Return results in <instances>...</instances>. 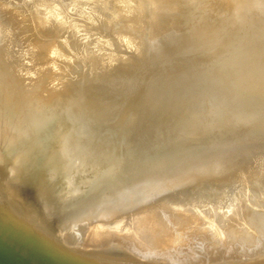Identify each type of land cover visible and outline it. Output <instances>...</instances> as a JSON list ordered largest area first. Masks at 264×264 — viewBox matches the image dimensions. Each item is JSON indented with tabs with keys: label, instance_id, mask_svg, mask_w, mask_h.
Here are the masks:
<instances>
[{
	"label": "bare ground",
	"instance_id": "bare-ground-1",
	"mask_svg": "<svg viewBox=\"0 0 264 264\" xmlns=\"http://www.w3.org/2000/svg\"><path fill=\"white\" fill-rule=\"evenodd\" d=\"M114 1H121L124 3L115 4L113 3ZM151 1L152 0H104L106 6L99 11L97 8L100 6L97 0H90L87 2L81 0H0V224H2V226L8 225L7 228H9V225H13L16 229L17 237L18 235L20 237H34L37 242L32 248H22L21 250L17 247L19 241L15 243L16 246L12 243L16 239L15 236L5 232L6 234L3 235L11 236H7L5 241L7 243H4V240L1 241L2 238H0V264H185L179 256L171 252H166L167 247H164L165 249L163 250L162 246L169 245V243L174 240L171 230L177 229L175 227V229H173L172 227L170 231H167L165 227L167 223L165 224L166 221H164V219L166 220V218H168V222L173 223V225L179 224L182 226L190 224V221L195 219L198 220V215L195 216L197 214H195L197 209L194 208V204L198 205V202L196 204L192 201L194 204H189L190 206L188 207L183 205L184 207L178 208L177 204H175L176 207H174L175 205L173 206L172 203L171 205L174 208H172L170 204L161 208L160 206L162 205H160L159 208L163 209L161 211L159 209L158 215H155V213L153 214L154 210L150 207L151 211L147 210V212L143 214H137L139 215L137 217L134 216L136 218L135 221L133 220L135 219L134 217H130L133 218V222L127 217L129 225L131 222L136 224H132L135 227L139 224V228L137 227L138 231L136 230L137 235H140H138L139 237L134 235L136 234V231H134L135 233L133 232L135 229L131 231L130 228H127L130 233L133 232L132 236L134 237L132 241L135 239L137 242H139V240L140 242L143 240L148 243L152 241L155 242H153V244L151 243L152 248L147 246L148 243L146 244V246L149 247L148 250L145 249L146 246H144V248L141 246L145 245L143 242L142 244L140 243L139 245L142 249L140 247L138 251L143 253L141 255L134 254L126 256L124 253V249H126L125 244H122L125 247L124 249L119 246H117L116 249V244L115 248L114 245H112L113 247L111 248L108 247L113 250H101L99 244L98 246L100 248L98 247V249L100 250L93 248L96 251H85L83 248L74 245L77 241L75 239H78L76 236L84 232L79 231L82 226L80 222L82 221H80V219L78 220L81 226L79 228H74V230L68 228L69 224L64 225V222L66 223L69 219L73 220L77 215L78 217L85 216L90 210L93 211V209H97L101 204H105L104 206L110 204V202H113L111 200L116 197V193L120 192L121 189L123 191L124 187L127 189V186L129 187L130 184H135L134 187L130 186V194L128 193L132 201L133 198L135 199V197L140 196V194L148 195L149 193L157 192V190L161 191L163 188V190H165V183L173 179L176 172H171L170 169H168L167 162L164 160L172 159L173 156L176 155L174 154L177 153L175 152L176 150L172 153V149H184L185 143L191 142L188 138L193 133H191L189 127L195 128L199 126V124H197V115L193 103L199 102L200 98L208 92V88L206 87L204 78L201 77L198 72L194 71L193 67L209 64L213 60H211V57L208 55L204 56L205 59L201 57L193 58V55H184V53L189 51L185 48H187L189 44H194L196 40H199L197 37L199 32L194 34L188 27H184L182 24L180 25L177 19L174 20L170 18V16H167L169 13L175 11L179 12V5L161 8L158 7L159 5L156 6L157 3L155 1ZM205 2V8L210 16H216L214 20L211 21V25H209L211 35L215 40H218L216 42V51L214 54L215 56L223 54L222 56H218L217 62L214 60L217 63V68L225 64L236 62H244L245 64H247L246 62L250 63V55H252L255 63L251 64L249 70H252V72H250L248 76L252 77L254 68H256L263 73L261 81L264 83V0H218V2L205 0ZM158 3L160 6L163 5L160 2ZM147 6H151V10H153L152 13H144ZM161 14L166 16V20H163L164 18L161 20ZM158 18L160 19L158 20ZM115 29L118 31L120 30V34L113 39L111 38L113 42L124 41L126 47L130 44L141 43L136 53L137 57H131V59H129L125 56L127 55L126 53H122L121 48H109L111 43L106 37ZM56 32L64 34H62V36H60L61 34H49ZM59 36L62 38L63 42L56 41ZM101 39L104 45L101 44L102 46H96V49L91 52L86 48L88 42L90 44H95ZM180 53L182 54L180 57H184L182 63L179 62L178 64L180 65L174 70L164 71L169 66L177 65V61L172 60H175ZM256 56L258 58H256ZM247 70V67H243L241 70L233 73L240 75L243 71ZM162 71L165 73H161ZM158 73L161 74L162 85L160 86V91H162L153 93V89H155L156 86L152 85V81L149 78L153 74L157 75ZM29 74H31V76H29ZM210 80H215V82H213V85L216 86L215 88L221 85L217 75L211 77ZM137 88L143 89L144 94L141 96L139 107L136 106V108L134 106L137 111H135V118L133 117L134 122L131 125L127 124L128 126L119 125L118 123H116V125L112 124L111 126V123L114 122L113 120L115 119L110 118L122 112L123 108L130 102L131 96L136 93ZM260 97L261 94L259 92L252 91L248 94L247 98L252 99L254 105L259 108L257 118L260 123H264V96L261 102L258 103ZM171 98L172 102L169 103V106L165 108L164 111H159V102L163 105L164 102H169ZM118 99H123L122 105L119 106L120 108L117 107V103L111 104V101ZM110 105H113V107L117 109L115 110L114 108L113 110ZM230 127H232V125L228 128ZM229 134L231 139L257 137L256 142L258 141L261 143L259 139H264V125L259 130L251 129L248 131H244L241 127L233 126V128L229 129ZM215 141L216 139L210 133L200 134V142L205 145V148H203L204 151H207L206 146H208V143H213ZM254 141L251 142L253 143ZM241 142L243 143V141ZM235 143H237L236 140ZM225 145L221 146V144H215L217 149L213 150L211 155H203L204 151H202L203 154L201 155L200 153L197 157H200V155L201 157L206 156L205 159H202L205 161L214 157V159H216L219 156H221L219 157L221 159L223 155L229 151L230 146ZM258 148L256 150H258ZM208 151L210 152L211 149ZM170 153H172V155ZM180 153H182V151ZM230 153L232 156L233 153ZM230 153H228V155ZM240 155L241 154H239V156ZM244 155H247V153ZM259 156L260 155H258V157ZM228 157L229 156L226 158ZM258 157H256V160ZM262 157L263 155L261 158ZM150 159H153V161L155 159V165L158 163V167H160L162 164L161 162H163V167L166 169L164 171H154L153 169L152 171L154 172L152 173H150V170H144L143 164L146 160H149V165L152 164L151 166H155ZM190 159L191 160L188 161H192V158ZM180 160H185L184 156H175L174 163L172 162L173 164L170 165V168ZM193 160L196 159L194 158ZM223 160L224 159L221 161ZM169 161L171 160H168V162ZM232 161L233 160H231L230 164H232ZM225 162L229 163L228 161ZM179 164L182 166H180L182 170L178 169L179 166H175L177 167L175 171L178 169L180 171H178L179 173L182 171L186 173L185 167L183 166L184 164ZM203 164L206 165V163ZM195 165L197 164L195 163ZM218 165L220 166V164ZM201 167L199 168L200 171L205 168V166H203V168ZM206 167L209 168V165ZM167 169L169 171H166ZM195 169L196 168L193 170ZM220 171H222V169ZM201 172L198 177H202L201 174L203 172ZM212 172L213 169L211 170V173ZM223 172L225 171L223 170ZM183 173L180 174L183 177L182 179L188 180V173L185 174L186 178L184 177L185 175H182ZM148 174H153V176H147V178H145ZM144 175L145 177L143 178ZM195 175H198V173L196 172ZM193 177L196 176H192V179ZM215 177L216 176H214V178ZM174 179L173 181L171 180L173 183L176 181ZM192 179H190V183L193 182L191 181ZM254 179L255 178L252 179V182ZM222 180H224V178H222ZM182 182L183 180H181L180 184ZM204 182L206 181L204 180ZM216 182L214 184L218 185L220 181L218 180V183ZM256 182H254V185L256 186V184H258L256 187L259 188V183ZM185 183L187 185L189 180ZM194 183L193 185H195ZM211 183L208 184L211 185ZM214 184L213 187H216ZM234 184L235 183L232 185L235 188L236 185ZM199 185L197 186L196 184L193 188L197 186L196 189H198V187L201 186ZM205 185L206 183L204 186ZM209 185L205 186L206 189H203V185L201 186V189L204 191L198 190L201 192V196L202 192L206 191L207 196L204 193L205 196L211 197V195L208 194L210 191L207 193V187L210 189ZM162 186L164 187L162 188ZM170 186L172 185L170 184L169 187ZM173 186L183 188V186L181 187L177 184H173ZM169 187L167 186V188ZM190 187L192 186L189 185V188ZM178 188L171 192L173 193L177 190L178 193H181L178 191ZM186 188L187 187H185V190L188 191ZM221 189H219V191ZM170 190L171 187L169 191ZM179 190L182 191V189ZM192 190H189V192ZM211 190L215 194L213 188ZM247 190L249 191L248 186ZM162 191L160 194L164 192ZM193 191V196H190L189 199L191 197V199H193V197L197 195H194L197 190L195 192ZM220 192L218 194H220ZM121 193L122 192H120V194ZM153 193L152 196L154 195L157 197V195H155L156 193ZM164 193L162 194V198L164 197L163 202L167 199H165ZM178 193L177 196L179 195ZM183 193L181 195H184ZM239 193L241 194V192ZM165 194L167 195L168 193ZM214 194L213 196L216 195ZM181 195L178 196L180 201L182 200L180 198ZM185 195L187 194L185 193ZM185 195L184 197H186ZM229 195L231 196L232 193ZM253 196L250 195L251 201L255 198ZM173 197L174 199L177 198L176 195H173ZM177 200L178 198L176 202ZM240 200L239 197V201ZM145 201L143 200V202ZM184 201L181 202L183 203ZM189 202L190 201H188V203ZM212 202L214 201H211V204ZM236 202H238V200ZM133 203L135 202L133 201ZM139 203L137 205L141 206V203ZM166 203L168 204V202ZM186 203L187 200L184 204ZM257 203L259 204V202ZM202 204L204 205L205 203L202 202ZM207 206H209V204ZM54 207H60V213L58 209L55 210ZM116 207L119 206L116 205L114 208ZM212 207L214 208V206ZM202 208L200 209L201 211ZM204 208L207 209L206 206ZM260 208L263 209L261 210ZM260 208L259 210L254 207L242 208L237 214L233 211V213L226 216L222 214L224 218L220 216L218 220L222 225L224 224V226L227 227H225L227 231L224 230L227 234L236 236V239H239L237 237L243 238L244 240L240 239L239 241H245L247 245L253 246L258 243L256 242L257 236L255 235H264V207ZM63 209L66 211L65 214L62 213ZM173 209L177 210L174 211ZM103 210L106 212L108 209ZM209 210L204 212L208 213ZM214 210L216 209L214 208ZM53 211H58L59 214ZM121 211L122 210L119 212ZM162 211L165 218L159 216ZM217 211V213H219V209H217ZM112 212L114 213L115 211ZM95 213H97L96 210ZM131 213L133 214L134 212ZM211 213L213 215L215 212ZM99 214H97V216ZM124 214L123 216L126 219ZM239 214L241 216H239ZM119 215L122 216L121 213ZM126 215H128V213ZM212 215L210 216L211 218L215 216ZM89 216L90 219L95 217L93 216L91 218V214ZM103 216L100 218L101 222L103 221L102 218L107 216V212L106 216ZM234 216H239L241 218L236 219ZM210 217L209 219H211ZM116 218L115 216L114 218L111 217V220L115 219L116 221L112 220L113 222L108 221L107 223H111L110 225H113L114 222L118 223L119 218ZM88 219L86 220L87 222L84 220L86 227L90 222H94L92 220L90 221V219L88 221ZM212 220L208 222L212 223ZM96 221L97 219L95 218V222ZM119 221L121 220L119 219ZM197 222H199V220ZM214 222L216 223V219ZM61 223L64 227L66 226L63 228L61 225L64 231L63 229L60 230L58 227ZM97 223L98 224L93 223L92 230L89 229V227L92 226H88L87 229L91 231L89 234L87 231V239L85 238L86 241H84L86 242V245L84 244L85 247L91 243V240L97 241L98 238L99 240L100 238H106L100 237L103 234L101 233V226L105 223L102 222V225L99 222ZM154 223L155 228H153ZM192 223L193 222H191V224ZM220 223H216L215 226L217 227ZM72 224L75 226V224L71 222V228L73 226ZM108 224L103 227H106ZM119 224L120 226H118L117 229L115 227V231L122 229L121 225L124 224L125 226V223ZM2 226L0 225V227ZM218 227L220 226L218 225ZM67 228L71 230V235L73 234L74 236V234H77L74 236L75 238L73 237V239H71L68 238L69 234L65 235ZM82 228L85 229L84 225ZM107 228H109L110 232L111 228L109 226ZM204 228L203 229L206 230V227ZM222 229L224 228L222 227ZM8 230L11 231V229ZM70 230H67L68 233ZM126 230L124 234L129 233V231L127 232ZM78 232H80L79 235ZM109 232L107 231L106 233L105 231L107 235H109ZM118 233H120V230L116 234L114 233V235L117 237V235L119 236ZM130 233L128 234L129 236H131ZM142 233L147 236V233H149V237L144 236L145 238H143L142 236V241L141 239L138 240ZM211 233L210 235L212 236L214 233ZM220 233L219 231V235ZM41 235H44L46 237L45 239L51 236L52 239L50 237L48 240L51 239L52 241L48 245L45 242H41L38 239L43 237H41ZM88 235L90 236L87 237ZM219 237L220 236H218V240L221 238ZM28 238L27 240L29 243L30 239ZM88 238H90V240ZM148 238H153V240L151 239L150 241ZM67 239H71L72 242H69ZM119 239L120 237L118 240ZM121 239L123 240L124 238L121 237ZM221 239L225 241V238ZM73 240H75V242ZM115 240L117 241V238ZM145 241L144 243H146ZM219 241H217L218 244L221 243V241ZM174 242L176 241L174 240ZM21 243L20 245H22ZM212 243L210 246L213 247L214 244L212 245ZM105 244V248H107V244L110 245L109 242H105ZM90 245L91 244H89L88 248ZM229 245L231 244H228V247ZM14 246L20 251L15 248L12 249ZM101 246L103 245L101 244ZM225 246L227 247V245ZM118 247L123 249L122 251L124 252L121 253V249ZM168 247L172 246L169 245ZM218 247L219 245L215 250H219L217 249ZM128 248L129 247H127V249ZM118 249L119 251H117ZM174 249L176 250V247ZM160 250L165 252L161 253L162 251ZM222 251H224V249H222ZM262 255L263 254H261L260 257H262ZM137 257L139 260L136 259ZM202 260H204V258H202ZM251 260H254V257ZM251 260H249L253 262L251 264H264V255L263 258H261V260L258 259L259 261L257 262ZM236 261L238 262L237 259L235 263ZM240 261L241 259L239 262Z\"/></svg>",
	"mask_w": 264,
	"mask_h": 264
},
{
	"label": "rangeland",
	"instance_id": "rangeland-1",
	"mask_svg": "<svg viewBox=\"0 0 264 264\" xmlns=\"http://www.w3.org/2000/svg\"><path fill=\"white\" fill-rule=\"evenodd\" d=\"M81 1H90V0H81ZM152 1H155L157 4H156V6H158V7H161V8H164L165 6H172V5H179L180 6V10H179V12H177V11H175V12H172V13H169L167 16H170V18H172V19H174V20H176L177 19V21L179 22V24L181 25H184V27H188L190 30H191V32H193L194 34L196 33L197 34V32H199V34H197V37H198V39L199 40H196V42L194 43V44H189L188 45V47L187 48H185V49H187V50H189L188 52H186V53H184V55H186V56H190V55H193V58L194 57H201V58H203V59H205L204 58V56H210L211 57V60H213V61H211V63H209V64H206V65H199V66H194L193 67V70L194 71H196V72H198L200 75H201V77H203L204 78V82H206V87L208 88V92L205 94V95H203V97L202 98H200V101L199 102H194L193 103V106H194V109H195V112H196V115H197V124H199V126L198 127H195V128H193V127H189L190 128V131H191V133H193L188 139L189 140H191V142L190 143H188V142H186L185 143V147H184V149L183 148H181V149H172L173 150V152L172 153H174V151L175 152H177V153H174V154H176L175 156L176 157H183L184 156V158H185V160H180V161H177L174 165H172L171 166V168H170V165L171 164H173L174 162V160H175V156H173V160L172 159H167V160H164V161H166L167 162V166H168V169H170V171L171 172H173V173H175V176L173 177V179L174 180H176L174 183L172 182L173 181V179H170V180H168L166 183H165V190H163L164 188V186H162V190L165 192V193H168L167 195L164 193V195H165V199L167 200H165L164 202H163V198H162V194H160L161 193V191L160 190H157V192H155V193H153V194H155V195H157V197H155L154 195L152 196V193H149L148 195L146 194V195H141L140 194V196H138V197H135V199L133 198V201L135 202V203H133V201H132V199H130V197H129V194H130V188L133 186H135V184L134 185H131L130 184V186L128 187L127 186V189H126V187H124L123 188V191H122V189H121V191L120 192H122L121 194H120V192H117L116 194V199H117V202H116V199L114 198V199H112L111 201H113V202H110V204H107L106 206H104L105 204H101V205H99L98 206V208L97 209H93V211L92 210H90L86 215H88V216H79L78 217V215L77 216H75V218L72 220V219H69L68 221L70 222H64V225H67V224H69L68 225V228H70V229H73L74 230V228H79L80 226H81V224H82V226L80 227V229L83 227V225H84V228L85 229H79V231H84V232H82V234L80 233V232H78V235H79V233H80V238H79V236H76L77 234H74V236H76V238L78 237V239H75V240H79L78 242L76 241L75 242V240H73L74 242V245L76 246V247H79V248H83L85 251H96V250H94V249H97V250H100V249H98V247L100 246L101 247V250H109L111 247H113L112 245H114V248H115V245H116V249H117V246H119V247H123V249L125 248L123 245L125 244V246H126V249H127V247H129L127 250L126 249H124L125 250V252L124 251H122L123 249H121V248H119V249H121V253H125V255L126 256H131V255H134V254H138V255H141V254H143V253H141V252H139L138 250L140 249V247L142 246L143 248H144V246H146V244L148 243V242H146L145 240H143L142 241V239L143 238H145L144 236H147V235H143V233H142V235H141V237L140 238H138L139 236L137 235V231H138V228H139V224H137V226L135 227V226H133L132 224H134V223H132L133 222V220L135 221L136 220V218L134 217V216H139L140 214H143L144 212H147V210L148 211H151V209H150V207L152 208V210H154L153 211V214L155 213V215L157 214L158 215V213H159V209L161 208V207H165L166 205H171V203H172V205L174 206L175 204H177V208L178 207H188V206H190L191 204H194L193 202H195L196 204H197V202L199 203L198 205H195L194 204V208H196L197 209V212H195V216H197L198 215V217H197V219L199 220V222H197L198 220H193V221H190V224H186V225H182V226H180L179 224H174L173 225V223H171V222H168V218H166V220L164 219V221H166L165 222V227H166V230L168 231H170L171 229H172V227H173V229H175V228H177V229H175V230H171V234H172V236H173V239L176 241V242H174V240H173V242H171V243H169V245H171L172 247H168L169 245H166V246H162L163 247V250L165 249L164 247H167V250H166V252H171L172 254H174V255H177V256H179L183 261H184V263L185 264H226V262H227V264H237L238 262H239V260L241 259V261L239 262V263H241L243 260V262L242 263H244V264H251V263H253V262H250L249 260H251V259H253V257H254V260H251V261H254V262H257V261H259V260H261V258H263V255H264V235H262V236H260V235H255V236H257L255 239H256V242H258V243H256L255 245H253V246H249V245H247V243H245V241H243L242 242V240H244L243 238H240V237H237V238H239V239H236V236H233V235H230V234H227V227L226 226H224V224L222 225V223H220L219 222V218H220V216L221 217H223L224 218V216H226V215H229V214H231V213H233V212H236V214H237V212H239L242 208H246V207H248V208H256V209H258L259 210V208L260 207H264V143H263V138H258L259 139V141L261 142V143H259L258 141L256 142V139H257V137L256 138H252V137H246V138H244V137H242V138H240V139H235V138H233V139H231V136H230V134H229V129L230 128H233V126H236V127H241L244 131H248V130H251V129H255V130H259V129H261L262 127H263V125H264V123H260L259 121H258V118H257V113H258V110H259V108L256 106V105H254V101L252 100V99H249V98H247L248 97V94L250 93V92H252V91H254V92H259L260 94H261V97H260V99H259V101H258V103H260L261 102V100H262V98H263V96H264V83L261 81V78L263 77V73L261 72V71H259L258 69H256V68H254V72H253V75H252V77L251 76H248L249 75V73L250 72H252V70H249L250 69V67H251V64H253V63H255V60H254V58H252V55H250L251 56V59H250V63L249 62H246L247 64H245L244 62L243 63H231V64H225L224 66H222V67H220V68H217V60H218V56H222L223 54H221V55H217V56H215V51H216V42L218 41L217 39L215 40L214 38H213V36L211 35V32H210V26L209 25H211V21L212 20H214V18L216 17L215 15L213 16V15H211L210 16V14H209V12L206 10V8H205V0H152ZM151 1V2H152ZM213 1H215V2H218V0H213ZM158 2H160L161 4H163V5H161L160 6V4L158 3ZM97 3H98V5L100 6V7H98L97 9L100 11V9L101 8H104L105 6H106V3L104 2V0H97ZM113 3H115V4H122V3H124V2H121V1H114ZM126 3V2H125ZM153 12V10H151V6H147L146 7V9H145V11H144V13H146V14H150V13H152ZM162 16V17H161ZM160 17H161V20L163 19V20H166V16L165 15H163V14H161L160 15ZM160 18H158V20H159ZM190 25V26H189ZM116 30V29H115ZM113 30L111 33H109V35L106 37V39L107 40H109V42L111 43L110 44V46H109V48H112V47H114V48H121V51H122V53H126L127 55H125L127 58H129V59H131V57H137V55H136V53H137V51L139 50V48H140V46H141V43L140 44H130L129 46H125L124 45V41H118V42H113V40H111V38L113 39L114 37H117L119 34H120V30L118 31V30ZM31 32V31H30ZM190 32V31H189ZM192 33V34H193ZM28 34V33H27ZM49 34H61L60 36H62V34H64V33H58V32H56V33H49ZM58 37L57 38V40L56 41H60V42H63V40H62V38L61 37ZM103 39V38H102ZM102 39L101 40H99L98 41V43H95V44H90L89 42H88V44H87V46H86V48L91 52L92 50H94V49H96V46H102L101 44H103V42H102ZM104 45V44H103ZM125 46V47H124ZM90 54V53H89ZM180 55H182L181 53L180 54H178L177 55V58L175 59V60H172V61H177V65L176 66H169L166 70H164V71H169V70H174L175 68H177L180 64H178L179 62L180 63H182V60L184 59V57H180ZM124 56V57H125ZM256 58H258L257 56H256ZM216 62H215V61ZM95 63V62H94ZM32 65V64H31ZM243 67H247L248 68V70L247 71H243L240 75H238V74H235V73H233V72H235V71H239V70H241ZM164 71H162L161 73H165ZM78 73V72H77ZM76 73V74H77ZM215 75H217L218 76V78L220 79V83H221V85L220 86H218L217 88H215L216 86H214L213 85V82H215V80H210V78L211 77H213V76H215ZM28 76V75H27ZM29 76H31V74H29ZM76 77V76H75ZM77 78V77H76ZM75 78V79H76ZM80 78V77H79ZM78 78V79H79ZM166 78H168V77H166ZM151 81H152V85H154V86H156V88L155 89H153V93H158V92H161L160 91V89H161V85H162V80H161V74L160 73H158L157 75H155V74H153L152 76H150V78H149ZM148 79V80H149ZM153 79V80H152ZM231 79H233V80H231ZM257 79V80H256ZM28 82H30V81H28ZM144 93H143V89H138L137 88V90H136V93L135 94H133L132 96H131V100H130V102H128V104L126 105V107L125 108H123V110H122V112L121 113H119L118 115H115V116H112L110 119H115V120H113L114 122H112V120H111V126H112V124H114V125H116V123H118L119 125H124V126H126L127 124H129V125H131L133 122H134V118H135V109L137 108V107H139V105H140V103H141V96L143 95ZM177 99V98H176ZM175 99V100H176ZM140 100V101H139ZM122 102H123V99H118V100H113V101H111V104H113V103H117L116 105H117V107L118 108H120L119 106H121L122 105ZM159 102V101H158ZM172 102V98L169 100V102L167 101V102H164L163 103V105H162V103L161 102H159V111H164L165 110V108H167L168 106H169V103H171ZM132 103H135V104H132ZM142 103H143V101H142ZM115 105V106H116ZM133 105V106H132ZM112 106V109L114 110V108L115 107H113V105H110V107ZM132 106V107H131ZM136 108H135V107ZM127 108V109H126ZM117 108H115V110H116ZM126 110V111H125ZM138 110V109H137ZM137 112V111H136ZM134 117V118H133ZM2 119H3V117H2ZM253 119H255V120H253ZM157 120H159V119H157ZM253 120V121H252ZM122 121V122H121ZM255 121V122H254ZM122 123V124H121ZM113 125V126H114ZM118 125V126H119ZM230 125H232V127H230V128H228ZM128 126V125H127ZM253 126V127H252ZM115 127H117V126H115ZM112 128H114V127H112ZM204 133H210V134H212L213 135V137L216 139V141L215 142H213V143H208V146H209V148H208V146H206V150L207 151H204L203 150V148H205V145H203V144H201V142H200V134H204ZM236 140V142L237 143H235V140ZM239 140V141H238ZM255 140V141H254ZM241 141H243V143L241 142ZM251 141H254L253 143L251 142ZM239 142V143H238ZM247 142V143H246ZM250 142H251V144H250ZM242 143V144H241ZM256 143H258V144H256ZM215 144L216 145H220L221 144V146H223V145H225V146H230L229 147V151L228 152H226V154H224L223 155V157L220 159L219 157H221V156H219L218 158H216V159H214V158H212V159H209V160H207V161H205V160H202L203 158L205 159V157L206 156H202L201 157V155L203 154L202 153V151H204V154L203 155H207V156H209V154L211 155V152L213 151V150H216L217 149V146H215ZM235 145H237V146H235ZM258 145V146H257ZM239 146H240V148H239ZM244 146V147H243ZM252 147V148H251ZM256 147V148H255ZM259 147V148H258ZM262 147V148H261ZM258 148V150H256ZM261 148V149H260ZM211 149V151L209 152L208 150H210ZM236 149V150H235ZM241 149H243V150H241ZM171 150V149H170ZM184 150V151H183ZM230 150H232V151H230ZM259 150H261V151H259ZM182 151V153H180ZM193 151V152H192ZM259 152V154H258V152ZM171 152V151H170ZM205 152H206V154H205ZM209 152V153H208ZM230 152H232L233 153V155L231 156V153ZM241 154L240 156H239V154ZM172 153H170L171 155H172ZM184 153V154H183ZM187 153V154H186ZM201 153V155H200V157H197V155L199 156V154ZM228 153H230L229 155H228ZM242 153H243V155H242ZM247 153V155H244V154H246ZM179 154H180V156H179ZM186 154V155H185ZM260 155L259 157H258V155ZM194 155V156H193ZM229 156L228 158H226L227 156ZM263 155V157L261 158V156ZM187 156V157H186ZM198 161H196V160H193L194 158ZM197 157V158H196ZM230 157H231V159H230ZM233 157V158H232ZM256 157H258L257 158V160H258V162H257V160H256ZM168 158H171V157H168ZM188 158V159H187ZM190 158H192V161H188V160H191ZM226 158V159H225ZM218 159V160H217ZM219 159H220V162L218 163V161H219ZM222 159H224L223 161H221ZM229 159V160H228ZM168 160H171V161H169L168 162ZM217 162H215V161ZM231 160H233L232 161V164H230L231 163ZM146 161H148V162H146ZM145 162H144V164H143V167H144V170H150L151 172L150 173H152V172H154L155 170L157 171V170H165L166 168L165 167H163V162H161L162 164H161V166L160 167H158V163H157V165H155V163H156V160L154 159V161H153V159L151 160L150 159V161L152 162L153 161V165H155V166H151L152 164H151V162H150V164L151 165H149V160H146ZM187 161V162H186ZM196 161V162H195ZM199 161H200V165L202 166H200L199 165ZM203 161H205V162H203ZM211 161H213V162H211ZM225 161H228L229 163H227V162H225ZM173 162V163H172ZM221 162H222V164H221ZM225 162V163H224ZM170 163V164H169ZM179 163H182V165L185 167L184 169L186 170V173H183L184 171H182L181 173H183L182 175L184 176L185 174H187L188 175V180H189V183H187V185H186V183L185 182H188V180L186 179H182L183 177L180 175L181 173H179L180 171L178 170V169H181L182 170V166L179 164ZM191 163H192V165H191ZM195 163L197 164V165H195ZM203 163H206V165H204ZM259 163V164H258ZM165 164V163H164ZM178 164V165H177ZM189 164V165H188ZM194 164V165H193ZM209 165V168L208 167H206V166H208ZM214 164V165H213ZM218 164H220V166L218 165ZM216 165V166H215ZM225 165H227V166H224ZM229 165V166H228ZM166 166V165H165ZM175 166H179V168L177 169V171H175L176 170V168L177 167H175ZM181 166V167H180ZM192 166H193V168H192ZM195 166V167H194ZM199 166V167H198ZM203 166H205V168L204 169H201V171L204 173H202L201 171H200V167L201 168H203ZM221 166H222V168H221ZM152 167V168H151ZM191 167V168H190ZM162 168V169H161ZM194 168H196L195 170H193ZM207 168V169H206ZM210 168H212L213 169V172L211 173V170L212 169H210ZM222 169V171H220L221 169ZM225 168V169H224ZM227 168V169H226ZM154 169V171H152ZM166 170V171H169V170ZM206 169V170H205ZM231 170V172H230V170ZM244 169H245V172H244ZM207 170H208V172H207ZM223 170L225 171V172H223ZM233 170V171H232ZM235 170V171H234ZM179 171V172H178ZM192 171V172H191ZM203 174H201V176L202 177H198L199 175H200V172ZM204 171H206V172H204ZM239 171V172H238ZM192 174H191V173ZM196 172L198 173V175H195L196 174ZM237 174H236V173ZM206 173V174H205ZM211 173V174H210ZM223 173V174H222ZM229 174V175H227V174ZM232 173V174H231ZM239 173V174H238ZM247 173H250V174H247ZM146 174V173H145ZM179 174V175H178ZM256 174V175H255ZM172 175H174V174H172ZM209 175V176H208ZM211 175V176H210ZM223 175H224V177H223ZM147 176L148 177H151V176H153V174H148V175H146V177H145V175L143 176V178L145 177V178H147ZM192 176H196V177H193V179L195 180H193L192 179ZM204 176V177H203ZM208 176V177H207ZM214 176H216L215 178H214ZM219 176V177H218ZM226 176V177H225ZM238 176H240V177H238ZM258 178H257V177ZM260 176H262V177H260ZM180 177H181V179H180ZM185 178H186V175L184 176ZM244 177V178H243ZM206 178V179H205ZM208 178H210V179H208ZM221 180H220V179ZM222 178H224V180H222ZM253 178H255L254 180H258L257 182L256 181H254L253 180V182H252V179ZM190 179H192L191 181H193V182H191L190 183ZM202 180V181H198V180ZM172 180V181H171ZM181 180H183V185H182V183L180 184V182H181ZM204 180L206 181V182H204ZM211 180H213V181H211ZM218 180L221 182H219L218 183ZM262 180V181H261ZM169 181H171V182H169ZM180 181V182H179ZM217 181V182H216ZM195 182V183H194ZM197 182V183H196ZM211 182H213V183H211ZM218 183V185L217 184H214V183ZM254 182H256V183H259V188H257L256 186H258V184H256V186L254 185ZM168 183V184H167ZM175 185V184H177V185H180L181 187L183 186V188H178V187H176V186H173V184ZM193 183L196 185L197 184V186L200 184L201 186L203 185L204 186V184L206 183V185L205 186H207V185H209L210 183H211V185H209L210 186V189H208L209 187H207V193L209 194V195H211V197H206L207 196V194H206V191L205 192H202V196H201V192L200 191H198V190H203V189H206L205 188V186L203 187V189H201L202 187L200 186V187H198V189H196V187L195 188H193L195 185H193ZM209 183V184H208ZM233 183H235L234 185H236L235 186V188L233 187V185L232 184ZM237 183V184H236ZM133 184V183H132ZM172 185V186H170L171 187V190L169 191V189H170V187H169V185ZM192 184V185H191ZM213 184H214V186H216V187H213ZM221 184H223V185H221ZM189 185L190 186H192V187H190V188H192V189H190L189 188ZM232 188V190H231V188L229 187V186ZM245 185V186H244ZM167 186L169 187V188H167ZM218 186V187H217ZM221 186H222V189H221ZM226 186V187H225ZM244 186V187H243ZM247 186H248V189H249V191L247 190ZM260 186H261V188H260ZM185 187H187L186 189H188V191L187 190H185ZM256 187V188H255ZM173 188V189H172ZM176 188H178V191H180L181 193H178L177 192V190L176 191H174V192H176V193H172L171 191L172 190H174V189H176ZM213 188V190L215 191V194H214V192L211 190ZM217 188H219V189H221L220 191H219V189H217ZM227 188V189H226ZM229 188V189H228ZM263 188V189H262ZM124 189H126V190H124ZM179 189H182V191L181 190H179ZM184 189V190H183ZM197 191H196V190ZM215 189H217V190H215ZM189 190H192L193 192H195V194L194 195H196V196H194L193 197V199H189V197L190 196H193V193H192V191L191 192H189ZM225 190V191H224ZM232 192H231V191ZM246 190H247V192H246ZM159 191H160V193H159ZM183 191H184V193H183ZM204 191V190H203ZM230 191V192H229ZM238 191V192H237ZM242 191H244V192H242ZM253 192V193H251V192ZM263 191V192H262ZM124 192V193H123ZM212 192V193H211ZM220 192V194H218ZM225 192V193H224ZM239 192H241V194L239 193ZM129 193V194H128ZM157 193H159V194H157ZM172 195H171V194ZM177 193L179 194V195H181L182 193L185 195V193L187 194V195H185L186 197H184V195H181L180 196V198L182 199L181 201H184L183 203L180 201V199H179V195L177 196ZM191 194V195H189V194ZM206 194V196H205V194ZM211 193V194H210ZM232 193V197L229 195V194H231ZM243 193V194H242ZM247 193V194H246ZM248 193H249V196H248ZM120 194V195H119ZM124 194V195H123ZM128 194V195H127ZM198 194H200V195H198ZM213 194L215 195V196H213ZM223 194V195H222ZM240 194V195H239ZM169 195V196H168ZM173 195L175 196L176 195V197L178 198V200H177V202H176V199H174V197H173ZM189 195V196H188ZM208 195V196H209ZM228 195H229V197H228ZM237 195V196H236ZM250 195H254L253 197H255V198H253V200L251 201L250 200ZM122 196V197H121ZM124 196V197H123ZM131 196V195H130ZM145 196H149V197H145ZM159 196V197H158ZM218 198H217V197ZM221 196V197H220ZM236 196V197H235ZM240 197V201H239V197ZM120 197V198H119ZM153 197H155V198H153ZM214 197H216V198H214ZM225 197V198H224ZM248 197V198H247ZM256 197H257V199H256ZM142 198V199H141ZM144 198V199H143ZM183 198H185V199H183ZM194 198H196V199H194ZM199 198H201V199H199ZM206 198V199H205ZM237 198V199H236ZM124 201H123V200ZM137 199H138V201H137ZM142 200V202H141V200ZM149 200V203H148V200ZM158 201H157V200ZM170 199V200H169ZM197 199H199V200H197ZM209 199V200H208ZM211 199H213V200H211ZM216 199V200H215ZM143 200L145 201V200H147V201H145V202H143ZM186 200H187V203H188V201H190L188 204L186 203V204H184L185 202H186ZM200 200H201V204H200ZM238 200V202H236ZM249 200V201H248ZM254 200H255V202H254ZM115 201V202H114ZM169 201H170V203H169ZM193 201V202H192ZM206 201H208V202H206ZM211 201H214V202H212V204H211ZM226 201V202H225ZM233 201H234V203H233ZM141 203V206H139V205H137L138 203ZM162 202V203H161ZM166 202H168V204L166 203ZM178 202H179V204L181 205H179L178 204ZM202 202L203 203H205L204 205L207 207V209L206 208H204L205 206L202 204ZM216 202V203H215ZM246 202V203H245ZM251 202H253V203H251ZM257 202H259V204L257 203ZM261 202V203H260ZM118 203V204H117ZM139 203V204H140ZM146 203V204H145ZM248 203V204H247ZM263 203V204H262ZM118 205L119 207H116V208H114L116 205ZM149 204H150V206H149ZM190 204V205H189ZM209 204V206H207ZM229 204V205H228ZM234 204H236V205H233ZM257 204V205H256ZM136 205V206H135ZM146 205H148V206H146ZM157 205V206H156ZM160 205H162V206H160ZM172 205H171V207H172ZM184 205V206H183ZM200 205V206H199ZM203 206V208H202V206ZM243 205V206H242ZM133 207V209H132V207ZM138 206V207H137ZM143 206V207H142ZM159 206H160V208H159ZM193 206V205H192ZM212 206H214V208L216 209V210H214V208L212 207ZM216 206V207H215ZM217 206H218V208H217ZM223 206V207H222ZM240 206V207H239ZM246 206V207H245ZM258 206V207H257ZM104 207V208H103ZM108 207V208H107ZM113 209H112V208ZM174 207H176V205L174 206ZM174 207H172V208H174ZM235 207H237V208H235ZM239 207V208H238ZM60 207H54V209L55 210H57L58 209V211L60 210L61 211V208L59 209ZM101 208V209H100ZM120 208V209H119ZM138 209V211H137V209ZM141 208H143V209H141ZM146 209V211H145V209ZM202 208V211L200 210ZM209 208H210V210H209ZM99 209H100V211H99ZM103 209H108V210H106V212H107V216H106V212L103 210ZM150 209V210H149ZM157 209V210H156ZM163 209V208H162ZM162 209H160V211L162 210ZM217 209H219V213H217L218 211H217ZM230 211H229V210ZM261 210L263 209V208H260ZM95 210H96V212L97 213H95ZM102 210V211H101ZM120 210H122L121 212H119ZM127 210V211H126ZM132 210H134V211H132ZM136 210V211H135ZM174 211H176L175 209H173ZM179 210V209H178ZM206 210H209V214L208 213H205L206 212ZM237 210V211H236ZM58 211H56V212H54V213H58ZM60 211H59V213H60ZM105 213H104V212ZM109 211V212H108ZM112 211H115L114 213L112 212ZM199 211V212H198ZM205 211V212H204ZM233 211V212H232ZM65 209H63L62 210V213L63 214H65ZM90 212H93V213H90ZM100 214H99V213ZM102 212V213H101ZM122 212H124V213H122ZM131 212H134L133 214L131 213ZM205 214H204V213ZM211 212H215V213H213V215H215V216H213L212 215V213ZM58 213V214H59ZM91 214V218L93 217V216H95V217H93L92 219H90V214ZM111 213V214H110ZM122 214V216L121 215H119V214ZM128 213V215H130V216H128V215H126ZM149 213V212H148ZM94 214V215H93ZM96 214V215H95ZM97 214H99L98 216H97ZM104 216H103V215ZM123 214L126 216V219L124 218V216H123ZM137 214H139V215H137ZM150 214V213H149ZM152 214V213H151ZM164 213H163V211L160 213V217H163V218H165V216L163 215ZM208 214V215H207ZM222 214L224 215V216H222ZM241 214V213H240ZM239 214V216H241ZM93 215V216H92ZM103 217H105V218H107V219H105V218H102L103 219V221L102 222H104L105 224H103L102 225V222L100 221L101 219V217L102 216ZM111 215H113V216H111ZM162 215V216H161ZM207 215V216H206ZM213 216L212 218L210 217V216ZM234 215V214H233ZM98 218H97V217ZM114 216H115V218L116 219H120L121 221H119V219H118V223L117 222H114L115 223V225H114V223H113V225H110V224H108L107 222L108 221H114L115 219H110L111 217H113L114 218ZM206 216V217H205ZM239 216H234V217H236V219L238 218V219H240L241 217H239ZM83 219H82V218ZM90 219V221L92 220V221H94L93 223H95V224H98L97 222H99L102 226H101V233H103L102 234V236H100V237H106V238H103V239H101L100 238V240H99V238L97 239V238H95V239H97V241L96 240H91V243H89V244H91L90 245V247L88 248V246H89V244H88V246L87 247H85V245H86V242H84V241H86L85 240V238H86V235H87V231H88V234H89V232L92 230L91 228H93V226L92 225H94L93 223H91L90 222V224H88V226L90 225V226H92V227H89V229H91V230H89V229H87L88 228V226L86 227L85 226V221L88 219V218ZM127 217H134L135 219H133V218H130L131 220H132V222H131V220L129 219V221L131 222L130 223V225H129V223H128V218ZM209 217L211 218V219H209ZM217 217V218H216ZM95 218L97 219V221L95 222ZM80 219V221H82V222H80V221H78ZM89 219H88V221H89ZM203 219H205V220H203ZM215 221V219H216V223H220V224H218L220 227H218V225H217V227H218V229H217V227L215 226L216 225V223L213 221V220ZM72 220V221H71ZM75 220H77V221H75ZM85 220V221H84ZM99 220V221H98ZM126 220V221H125ZM201 220V221H200ZM212 220V223H209L210 221ZM106 221V222H105ZM112 221V222H113ZM116 221V220H115ZM159 221H160V219H159ZM209 221V222H208ZM218 221V222H217ZM71 222L72 223H74L75 224V226L73 227L72 226V228L70 227V225H71ZM79 222L81 223L80 225H79ZM87 222V221H86ZM191 222H193L192 224H191ZM195 222V223H194ZM63 223V222H62ZM62 223L60 224V226H58L59 228H60V230H62L63 228H65L64 227V225H62ZM78 223V224H77ZM119 223H125V226H124V224L123 225H121V228L122 229H118V230H116L115 231V227H116V229H117V227L118 226H120V224ZM198 223V224H197ZM200 223H203V224H200ZM78 225V227H77V225ZM106 224H108L106 227H103V226H105ZM118 224V225H117ZM1 226H2V224H0ZM61 225L63 226V228L61 227ZM132 225V226H131ZM134 225H136V224H134ZM168 225V226H167ZM170 225H172V226H170ZM199 225V226H198ZM202 227H201V226ZM110 227L111 228V230H110V232H109V228H107V227ZM112 226V227H111ZM178 226H179V228H178ZM197 226V227H196ZM214 226V227H213ZM224 228V229H222V227ZM3 227V228H2ZM2 227H0L1 229H0V238H2L1 239V241L2 240H4L3 242L4 243H7V242H5L6 241V239H7V236L8 237H10L11 235H7V236H5V235H3V234H6L5 232H7V234L8 233H10V234H12L13 236H15V240L12 242L13 243V245H15L16 246V244L15 243H18V241H19V243L17 244V247L19 248V249H21L22 250V248H32L33 247V245H35L37 242H36V238H34V237H20L19 235H18V237H17V234H16V229L14 228V226L13 225H9V228H7L8 227V225H4V226H2ZM126 227V228H125ZM138 227V228H137ZM167 227H169V228H167ZM175 227V228H174ZM204 227H206V230H204L205 228ZM226 227V228H225ZM67 228V230L69 231L70 229H68ZM106 228V229H105ZM127 228H130L131 229V231H132V229H135V230H133V232L134 231H136V234H134V235H136V236H138L137 238H138V240L139 239H141V241L143 242V244H145V245H139L140 243L142 244V242H140V240H139V242H137V241H135V239H134V241H132L133 240V237L134 236H132V233L133 232H131L130 233V231H129V229H127ZM137 228V229H136ZM153 228H155V223H154V226H153ZM197 228V229H196ZM204 228V229H203ZM221 230H220V229ZM8 229H11V231L10 230H8ZM13 229V230H12ZM128 232L129 231V233H130V235L132 236H129L128 234L129 233H127V234H124V232H125V230ZM142 229V228H141ZM151 229V228H150ZM149 229V230H150ZM198 229H199V231H198ZM208 229V230H207ZM209 229H210V231H209ZM216 229V230H215ZM15 230V231H14ZM66 230V231H67ZM77 230V229H76ZM86 230V231H85ZM114 231V233L116 234L117 232H119V230H120V233H118L119 234V236L117 235V237H116V235H114V233H113V231ZM122 230H123V232H122ZM177 230V231H176ZM202 232H201V231ZM224 230H226V231H224ZM3 231H4V233H3ZM63 231H64V229H63ZM65 231V235L66 234H69V236H68V238H71V239H73V234L71 235V230H70V232L68 233V231L66 232ZM105 231H106V233H107V231L109 232L108 234L109 235H107L106 233H105ZM140 231V230H139ZM176 231V232H175ZM183 231V232H182ZM188 231V232H187ZM208 231V232H207ZM219 231L221 232L220 233V235H219ZM15 232V233H14ZM173 232V233H172ZM187 232V233H186ZM199 232H201V233H199ZM205 232H207V233H205ZM214 233L212 236L210 235V233ZM74 233V232H73ZM75 233H77V232H75ZM84 233H86V234H84ZM105 233V234H104ZM111 233V234H110ZM113 233V234H112ZM135 233V232H134ZM203 233V234H202ZM211 233V234H212ZM148 234V236L147 237H149V233H147ZM191 234V235H190ZM192 234H194V235H192ZM208 234H209V237L211 238H209L208 237ZM217 234H218V236H220L221 238H225V241L224 240H222L220 237V241H221V243L220 244H218V242L217 241H219L218 240V236H217ZM101 235V234H100ZM128 237H126V236ZM176 235V236H175ZM183 237H182V236ZM199 235V236H198ZM205 235H206V237H205ZM221 235H223V236H221ZM5 237V239H4V237ZM12 236V237H13ZM43 236V237H42ZM66 236V237H67ZM71 236V237H70ZM82 236V237H81ZM90 235H88L87 237H89ZM124 236V237H123ZM136 236H135V238H136ZM142 236H143V238H142ZM175 236V237H174ZM189 236V237H188ZM203 236V237H202ZM214 236V237H213ZM39 237V236H38ZM41 237L42 238H38L41 242H45L47 245L52 241L51 239H52V237H51V239H49L48 240V238H50L49 236L47 237V239H45L46 237L44 236V235H41ZM117 238V241L115 240L116 238ZM120 237V239H121V237L122 238H124L123 240L121 239V241H120V239L118 240V238ZM181 238V241H180V238ZM234 239H236L237 240V242L240 240V239H242L241 241H239L238 243L236 242V240H234ZM23 238V239H22ZM26 238V239H25ZM27 238L28 239H30L29 240V243H28V240H27ZM43 238H44V240H43ZM75 238V237H74ZM82 238H84V239H82ZM110 238V239H109ZM111 238H113L114 240H115V242H117V243H115L114 242V240L113 239H111ZM185 238V239H184ZM208 238V239H207ZM214 240H213V239ZM217 238V239H216ZM232 238V239H231ZM71 239H67L69 242H72V240ZM87 239V238H86ZM89 240H90V238H88ZM93 239V238H92ZM149 239V238H148ZM152 240H153V238H151ZM151 239H149L150 241H151ZM229 239V240H228ZM17 240V241H16ZM47 240V241H46ZM71 240V241H70ZM88 240V241H89ZM103 240H105V241H103ZM113 240V241H112ZM147 240V239H146ZM192 240V241H191ZM212 240V241H211ZM217 240V241H216ZM226 240H228V241H226ZM232 240H234V241H232ZM80 241H81V243H80ZM87 241V242H88ZM95 241V242H94ZM144 241L146 242V243H144ZM180 243H179V242ZM185 241V242H184ZM189 241V242H188ZM214 241H215V243H214ZM219 241V242H220ZM22 242V243H21ZM26 242V243H25ZM90 242V241H89ZM105 242H109L110 243V245L109 244H107V248H105V246H106V244H105ZM111 242H113V243H111ZM121 242H127V243H121ZM153 242L154 241H152L151 243L153 244ZM213 242V243H212ZM227 242V243H226ZM229 242V243H228ZM231 242V243H230ZM242 242V243H241ZM20 243L24 246H22V245H20ZM24 243V244H23ZM28 243V244H27ZM78 243V244H77ZM104 243V244H103ZM150 243V242H149ZM147 244V246H149L150 248H152L151 247V243L150 244ZM155 243V242H154ZM176 245H175V244ZM178 243V244H177ZM209 243V244H208ZM212 243V245H213V247L212 246H210V244ZM240 243V244H239ZM245 243V244H244ZM26 244V245H25ZM72 244V243H71ZM85 244V245H84ZM100 244V245H99ZM101 244L103 245V246H101ZM123 244V245H122ZM129 244V245H128ZM130 244H132V245H130ZM182 244V245H181ZM188 244V245H187ZM190 244V245H189ZM215 244H216V247L219 245V247L217 248V249H221L220 251L219 250H215L216 249V247H215ZM228 244H231V245H229V247H228ZM242 244V245H241ZM258 244V245H257ZM12 245V246H13ZM18 245H20L21 246V248H20V246H18ZM99 245V246H98ZM128 245V246H127ZM174 245V246H173ZM209 245V246H208ZM225 245H227V247L225 246ZM15 246L14 247H12V249H14L15 248ZM26 246V247H25ZM136 246V247H135ZM145 247V249L146 250H148V248L149 247ZM183 248H182V247ZM242 246V247H241ZM247 246V247H246ZM85 247V248H84ZM99 247V248H100ZM108 247H110V248H108ZM142 247H141V249H142ZM161 247V248H162ZM176 247V250L174 249ZM194 247V248H193ZM251 247V248H250ZM17 248V249H18ZM89 250H88V249ZM94 248V249H93ZM132 248V249H131ZM139 248V249H138ZM154 248V247H153ZM155 248H156V246H155ZM214 248V249H213ZM244 248V249H243ZM16 249V248H15ZM16 249V250H17ZM18 249V250H19ZM115 249V250H116ZM119 249L117 250V251H119ZM130 249V250H129ZM134 249V250H133ZM137 249V250H136ZM172 249V250H171ZM222 249H224V251H222ZM110 250H113V249H110ZM131 250H133V251H131ZM146 250H144V251H146ZM163 250H160V251H162L161 253H164L165 251H163ZM20 251V250H19ZM258 251V252H257ZM192 252V253H191ZM224 252V253H223ZM225 252H226V254H225ZM243 252V253H242ZM127 253V254H126ZM217 253H220V254H217ZM245 254V255H244ZM261 254H263L262 255V257H260L261 256ZM190 255V256H189ZM213 255V256H212ZM244 256V257H243ZM247 256V257H246ZM249 256V257H248ZM252 256V257H251ZM199 257V258H198ZM251 257V258H250ZM191 258V259H190ZM198 258V259H197ZM202 258H204V260H202ZM215 258V259H214ZM244 258H248V259H244ZM255 258H256V260H255ZM136 259H138V257L136 258ZM238 260V262L236 261V263H235V260ZM259 259V260H258ZM139 260V259H138ZM143 260V259H142ZM141 260V261H142ZM144 260H147V259H144ZM202 260V261H201ZM214 262H213V261ZM218 260V261H217ZM220 260V261H219ZM230 262H229V261ZM248 260V261H247ZM204 262H206V263H204ZM229 262V263H228ZM232 262V263H231ZM245 262H247V263H245ZM238 263V264H239ZM241 263V264H242Z\"/></svg>",
	"mask_w": 264,
	"mask_h": 264
}]
</instances>
